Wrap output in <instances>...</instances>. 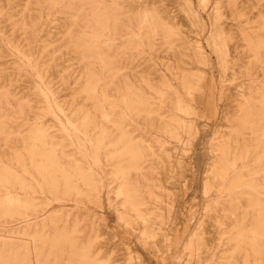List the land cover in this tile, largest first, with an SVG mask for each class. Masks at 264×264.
<instances>
[{
  "label": "rangeland",
  "instance_id": "374dc122",
  "mask_svg": "<svg viewBox=\"0 0 264 264\" xmlns=\"http://www.w3.org/2000/svg\"><path fill=\"white\" fill-rule=\"evenodd\" d=\"M167 240L264 264V0H0V264Z\"/></svg>",
  "mask_w": 264,
  "mask_h": 264
},
{
  "label": "bare ground",
  "instance_id": "6f19581e",
  "mask_svg": "<svg viewBox=\"0 0 264 264\" xmlns=\"http://www.w3.org/2000/svg\"><path fill=\"white\" fill-rule=\"evenodd\" d=\"M251 153V152H250ZM253 153V152H252ZM245 155V154H244ZM237 163V162H236ZM234 165V164H233ZM233 165H232V168H233ZM227 166V165H226ZM230 168V167H229ZM228 171V170H227ZM189 172V171H188ZM241 174V173H240ZM257 173H255V175H256ZM225 175V174H224ZM226 175H227V173H226ZM238 177V176H237ZM243 177V176H242ZM251 177H255V176H251ZM223 178V177H222ZM233 178V176L231 177V179ZM217 179V178H216ZM224 179V178H223ZM230 179V178H229ZM238 180V179H237ZM236 181V180H235ZM234 181V182H235ZM230 182V181H229ZM233 182V183H234ZM223 184V183H222ZM232 184V183H231ZM218 185V184H217ZM244 186V185H243ZM256 186V185H255ZM196 187V186H195ZM213 187V186H212ZM216 187V186H215ZM237 187V186H236ZM204 188V187H203ZM216 190V189H215ZM218 190V189H217ZM241 193V192H240ZM219 196V195H218ZM246 205V204H245ZM243 206V205H242ZM238 208V207H237ZM240 208V207H239ZM244 208V207H243ZM253 213V212H252ZM191 214V213H190ZM197 216V215H196ZM182 217V216H181ZM211 221V220H210ZM204 226V225H203ZM173 228V227H172ZM203 230V229H202ZM170 233V232H169ZM172 236V233H170V234H168V240H172L170 237ZM190 238V237H189ZM208 238V237H207ZM210 238H211V236H210ZM165 239H166V237H165ZM167 240V242H168V247H167V251H166V255L164 256V258H163V260H162V264H169V261H170V259L171 258H169V255L168 254H170L172 251H171V241H168ZM208 240V239H207ZM178 243H179V241H178ZM207 243V242H206ZM190 244V243H189ZM166 245V244H165ZM212 245V244H211ZM189 246V245H188ZM207 246V245H206ZM205 247V246H204ZM193 248V247H192ZM206 248V247H205ZM184 249V248H183ZM185 249H186V247H185ZM208 249V248H207ZM197 250V249H196ZM184 252V251H183ZM194 252V251H193ZM196 253V252H195ZM185 256V255H184ZM178 257V256H177ZM176 258V257H175ZM179 258V257H178ZM240 258V257H239ZM238 258V259H239ZM186 259H187V257H186ZM189 259V258H188ZM174 260V259H173ZM185 260V259H184ZM176 261V260H175ZM175 261H174V263H175ZM180 261V260H179ZM183 261V260H182ZM201 261V260H200ZM171 262V261H170ZM198 261H196V263H197ZM242 262V261H241ZM255 262V261H254ZM189 262H187L186 261V264H188ZM192 263V262H191ZM203 263H204V261H203ZM250 263H251V261H250ZM185 264V263H184ZM198 264V263H197ZM199 264H201V263H199ZM256 264V263H255Z\"/></svg>",
  "mask_w": 264,
  "mask_h": 264
}]
</instances>
